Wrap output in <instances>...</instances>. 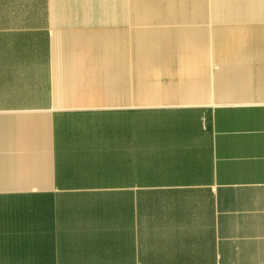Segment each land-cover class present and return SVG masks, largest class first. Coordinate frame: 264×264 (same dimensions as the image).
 <instances>
[{
	"label": "crops",
	"instance_id": "crops-1",
	"mask_svg": "<svg viewBox=\"0 0 264 264\" xmlns=\"http://www.w3.org/2000/svg\"><path fill=\"white\" fill-rule=\"evenodd\" d=\"M225 2L0 0V264H264V66L117 79L114 32L264 22Z\"/></svg>",
	"mask_w": 264,
	"mask_h": 264
},
{
	"label": "rangeland",
	"instance_id": "rangeland-1",
	"mask_svg": "<svg viewBox=\"0 0 264 264\" xmlns=\"http://www.w3.org/2000/svg\"><path fill=\"white\" fill-rule=\"evenodd\" d=\"M204 0H152L149 4L139 2L136 0H112L113 10H120L121 8H137L142 6L161 7L162 9L169 6H176L182 8H189L191 5H200ZM219 4L221 0H214ZM230 4L236 0H225ZM248 2V0H246ZM253 1V0H252ZM259 1V0H258ZM264 3V0H261ZM170 2V3H169ZM222 8V7H221ZM264 10V6H262ZM220 8L218 9V11ZM223 11V9H221ZM264 13V11H262ZM227 26L230 24H226ZM220 24H202V25H186V26H170V27H153L152 29H123L115 34V50L116 60H120L121 75L117 79L129 80L130 75L142 78L146 74H151L159 78L160 85L163 87L170 86L173 82H178V87L185 88L189 84L192 85H212L219 86L223 92L228 90L223 87L228 85L227 81L231 78V73L235 68L242 69L248 64L256 63L254 65L264 66V22H250V23H235L231 24L229 28L238 27L245 30H251L244 35H239V40L233 34H228L224 37H216L213 32L221 30ZM215 30V31H214ZM223 30V29H222ZM256 30V31H255ZM244 32V31H242ZM245 33V32H244ZM217 40V43L214 41ZM196 46L203 55L204 60L199 66L203 65L205 69L203 74L195 75V72L190 69H195L196 59L198 62L203 59L198 57L194 51L189 52L184 50L186 46ZM208 48V50H207ZM257 52V53H256ZM185 56L186 58H183ZM236 58L234 59L233 57ZM155 59V60H154ZM194 61V62H193ZM187 67V64L191 65ZM212 62L217 65H213ZM195 64V65H194ZM118 65V64H117ZM155 68L153 71V67ZM119 71V69H117ZM201 71V70H199ZM228 71V72H227ZM264 73V72H263ZM119 74V73H117ZM185 75L188 82L181 83L179 77ZM243 78H253L250 73H245ZM160 76V77H157ZM177 77V78H175ZM232 80V79H231ZM257 80H255L256 82ZM253 82V81H252ZM253 82V83H255ZM157 83V82H156ZM155 83V85H156ZM184 84V85H183ZM256 88V87H255ZM182 90L179 91L181 93ZM186 96L191 97L189 90L186 91ZM258 92V87L255 91ZM251 92V93H252ZM192 93V92H191ZM206 96H219V89L211 86L199 92ZM196 93L195 95H198ZM246 93V91H244ZM226 94V93H223ZM146 101L152 100L154 97H143ZM191 100V99H190ZM154 101V99L152 100Z\"/></svg>",
	"mask_w": 264,
	"mask_h": 264
}]
</instances>
